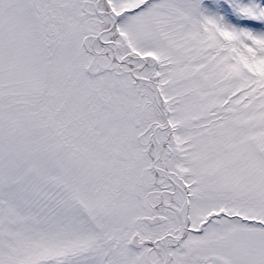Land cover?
Segmentation results:
<instances>
[{
  "label": "snow or ice",
  "instance_id": "6c2138e0",
  "mask_svg": "<svg viewBox=\"0 0 264 264\" xmlns=\"http://www.w3.org/2000/svg\"><path fill=\"white\" fill-rule=\"evenodd\" d=\"M0 264H264V0H0Z\"/></svg>",
  "mask_w": 264,
  "mask_h": 264
}]
</instances>
